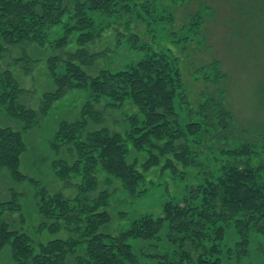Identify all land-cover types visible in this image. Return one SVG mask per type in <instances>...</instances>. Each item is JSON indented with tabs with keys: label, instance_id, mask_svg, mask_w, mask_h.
Here are the masks:
<instances>
[{
	"label": "trees",
	"instance_id": "obj_1",
	"mask_svg": "<svg viewBox=\"0 0 264 264\" xmlns=\"http://www.w3.org/2000/svg\"><path fill=\"white\" fill-rule=\"evenodd\" d=\"M153 2L0 0V59L28 44L48 42L65 52L48 57L55 87L40 95L38 107L22 101L30 93L11 68L0 70V108L23 123L21 128L0 124V168L12 181L35 187L39 230L67 234L33 239L23 227L24 193L11 187L9 198L0 199V249L10 245L16 264H140L132 240L144 242L141 254L155 264H222L231 226L238 235L235 245L245 253L252 234L264 235V131L238 124L217 58L194 71L196 79L215 89L205 87L200 100L192 101L181 57L144 41L133 29L143 22V11L152 12ZM164 18L173 21L174 14ZM204 22L198 10L181 26L186 36L172 42L183 50L187 39L205 41ZM116 23L123 28L117 42L125 36L128 48L141 57L125 67L99 68L108 49L96 52L90 46ZM73 38L76 48L69 50ZM19 59L24 66L32 62L28 54ZM72 90L86 92V100L77 118L59 121L52 141L58 152L52 167L63 189H75L71 196L24 172L22 159L29 150L25 133ZM127 105L136 110L126 114L125 131L105 125L107 113ZM154 167L179 184L190 182L179 195L167 197L162 214L142 213L117 234L102 230L111 221L112 192L100 187L99 174L105 172L108 183L120 179L128 195L138 198L149 191L147 173ZM15 212L20 220L10 222L7 214Z\"/></svg>",
	"mask_w": 264,
	"mask_h": 264
},
{
	"label": "rangeland",
	"instance_id": "obj_2",
	"mask_svg": "<svg viewBox=\"0 0 264 264\" xmlns=\"http://www.w3.org/2000/svg\"><path fill=\"white\" fill-rule=\"evenodd\" d=\"M153 3L152 12L143 11L145 19L141 18V23H134L133 29L144 41L155 44L156 47L172 49L181 57L192 101L197 103L200 100L205 87L211 91L215 89L214 84L196 79L194 71L200 65L217 58L221 61V69L227 74L222 85L226 89L227 104L235 113L238 124L240 127L264 131V0H154ZM198 10H201L205 17V41L199 42L197 38L187 39L190 44L181 50L176 46L178 42L172 41L186 36L188 31L183 30L181 26ZM171 13L174 14L173 21L164 18ZM117 30L123 32L118 23L106 29L103 35L91 44L90 48L96 52L108 49L107 55L104 54L98 59L97 67H125L141 57L136 51L128 48L125 36L121 37L120 43L117 42ZM75 48L76 41L73 38L68 49ZM58 52L62 53V56L65 55L63 51L54 50L48 42L45 46L28 44L23 48H13L4 59H0V70L11 68L22 86L29 90V96L22 99L26 105L38 107L40 95L55 87L49 74L48 57ZM24 54H28L32 62L26 66L17 64L16 59ZM84 100L86 92L69 91L53 105L49 115L39 119L35 129L25 133L29 150L22 159V170L41 179L51 190L64 187L52 167V161L58 158V152L52 147L55 131L61 119L72 120L80 115ZM134 110L136 108L127 105L122 109L110 111L107 113L105 125L111 130L125 131L126 114ZM0 124L15 128L23 126L21 121L8 116L1 108ZM98 126L92 124V128ZM63 153L67 158H71L69 153ZM143 157L140 156L141 159ZM147 174L150 189L143 197L138 198L128 195L120 179L112 178L111 183H108V175L105 172L99 174L100 187H109L112 192L109 206L111 221L102 230L117 234L131 225L134 218L142 213H152L155 216L162 214V204L167 197L179 195L182 185L190 182V178H187L179 184L168 171L163 172L159 167H154ZM11 187L24 193L20 199L25 219L23 227L33 239L46 241L59 235H67L64 232L53 234L47 228L39 230L42 218L38 213L35 187L32 183L12 181L8 170L0 168V199L9 198ZM63 190L71 196L75 193L74 188ZM20 217L19 212L7 214L10 222L19 221ZM17 225L20 226L18 223ZM226 237L228 248L224 247L222 264H264V235L252 234L247 253L242 250L241 244L235 245L238 235L233 226L228 229ZM132 243L140 258V264H155L154 261L148 260L146 252L141 254L140 248L144 242L132 240ZM230 247H233V251L229 250ZM0 262L16 264L10 245L0 249Z\"/></svg>",
	"mask_w": 264,
	"mask_h": 264
}]
</instances>
